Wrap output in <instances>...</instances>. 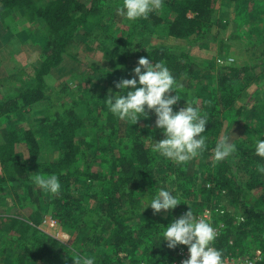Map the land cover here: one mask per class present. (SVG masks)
I'll use <instances>...</instances> for the list:
<instances>
[{"label":"trees","instance_id":"trees-1","mask_svg":"<svg viewBox=\"0 0 264 264\" xmlns=\"http://www.w3.org/2000/svg\"><path fill=\"white\" fill-rule=\"evenodd\" d=\"M234 1L236 13L244 14V24L254 25L256 18L264 25V1L253 3L263 14H247L252 7L243 13L244 1ZM217 2L219 0H163L161 8L149 13L146 19L129 21L118 11L123 0H51L43 7L36 6L34 0H0V22L5 29L13 30L10 24L23 20L30 25L41 23L46 33L34 77L28 85L0 100V123L12 117L27 121L39 106L52 104L51 96L45 93V76L59 68L70 46L86 43L90 36L99 32L100 39L110 40L117 49L123 50V56L109 52L110 58L119 64L126 65L128 60L136 63L141 57L148 58L150 63H163L176 80L175 91L168 93L178 98L173 111L185 105L197 108L208 122L201 135L212 138L199 154L205 158V166L212 169L194 175L191 161L177 164L145 144L146 131L156 120L154 112L147 108L146 116L141 115L135 123L112 114L105 108L104 101L96 103V120L98 111L108 118L101 127L95 124V130L106 135L107 141L106 148L96 150L100 158L96 168L83 161L81 142L90 131L75 112L78 104L71 105L53 119L50 114L46 115L38 125L7 126L6 141L0 143V207L18 208L10 191L21 189L23 199L30 198L23 208L30 209L31 215L28 219L6 214L0 217V246L5 247V253L3 249L0 251V264H74L77 252L91 257L94 264H171L178 248L185 245L169 248L161 238L168 224L177 218L170 223H158L144 214L133 226L126 222L133 220L131 214L124 211L127 205L133 210L134 198H142L151 190V174L161 169L179 182L173 192L175 196L183 191L185 200L181 203L186 206L183 212L191 210L199 216L207 208L224 201L236 208L238 214L212 210V226L221 221L223 228L213 245L223 256L251 258L260 250L262 259L257 264H264V173L257 169L254 174L249 171L264 165V158L255 154L257 138L264 139V118L244 123V126L240 123L245 138L236 142V154L219 162L213 159L217 142L211 135L213 129H218L228 119L225 134L238 122L242 115V107H236L238 100L263 79L264 61L244 66L220 65L215 77L208 79L206 74L210 68H198L185 51L170 50L165 45L140 50L141 46H135L134 42L139 34L150 30L157 38L205 39L206 26ZM246 14L253 19L247 20ZM120 23V33L116 36L112 28ZM112 69L110 74H117L113 66ZM101 74L111 81L110 74ZM91 86L96 88L97 85ZM97 98L99 96L93 92L81 103L91 108L90 101L95 103ZM26 108L30 111L24 112ZM232 112L235 114L231 119ZM50 175H56L61 185L56 194L43 191L35 183L37 176L47 178ZM187 199L192 200L189 206ZM89 204L94 205L95 211L87 208ZM20 210L18 208L16 214L19 215ZM91 212L92 225L87 223ZM46 215L62 229L84 234L76 248L62 252L57 243L40 238L38 225Z\"/></svg>","mask_w":264,"mask_h":264},{"label":"rangeland","instance_id":"rangeland-1","mask_svg":"<svg viewBox=\"0 0 264 264\" xmlns=\"http://www.w3.org/2000/svg\"><path fill=\"white\" fill-rule=\"evenodd\" d=\"M34 1H36V6L43 7L51 0ZM243 1L245 5L241 12H247V9L252 7V11L247 12V14L251 12L258 14L264 13L262 9L256 10L253 5L255 2L260 3L264 0H241V2ZM246 1L249 5H247ZM235 6L236 2L234 0H219V2L216 3L213 14L209 18L210 23L206 26L205 39H199V41H197V38L195 37L182 40L157 38L156 36H153L152 31L150 30L145 31V33L143 32V34H139L135 38V46L139 45L141 46L140 50H147L157 45H165L170 50L185 51L189 55L190 61L198 68L203 70L208 67L210 68L209 72L207 71L208 74H206V78L208 79H213L215 77L217 68L220 66V61L225 62L228 60L233 66L252 65L255 64V62L264 61L263 23H259L255 18L254 25L253 23L250 26L244 24V14L239 12L236 13ZM247 14L245 15V18L247 17V20H252L253 16L248 17ZM122 18L126 17L123 16ZM10 26L13 30L18 31L21 34L24 33L26 36H32L33 41L31 39L24 42L25 44L21 48L24 55L22 64L18 63L17 60L14 59L6 65L0 64V100L13 94L16 90L25 87L26 84L28 85L29 80L31 81V78L34 77L35 68L39 65L38 60L41 58L42 51L46 43L45 29L41 23H34L30 25L26 21L23 22V20H20L19 22L10 24ZM120 29L121 23L113 26L112 32L114 35L119 36ZM109 52L123 56V50L120 48L117 49L110 43V40L104 41L100 39L99 32L90 36L86 43L70 46L67 49V55L64 57L59 68L53 70L49 75L45 76V93L46 95L51 96L53 100L52 104L39 106L33 111V114L29 116L27 121H25V119L19 120V118L16 119L12 117L8 121L1 122L0 143L6 141V130H8L7 126H19V124L20 126L30 124L38 125L40 121L46 117V115L50 114L51 119H53L55 115L61 114L63 111L71 107V105L78 104L79 106L75 108V112L83 120L86 128L90 131L88 132L86 138L83 139V141L86 140L85 145L83 144V141L81 142L85 158L83 161L87 162L93 168H96L97 164H99L97 162L100 161L96 150L101 147L106 148L107 141L105 140L106 135H103L101 132L95 130V127L96 125L101 127L108 121L106 115L102 112L100 113L99 111V116L96 120L97 113H95V108H98L96 103L98 102L99 104H103L102 101H104L105 108L109 109V105L107 103L108 98L113 95H120V93H118L120 90L115 87V83H118L123 79L134 78L133 69L138 64V62L132 63L129 60L126 65L119 64L116 60L114 61L110 58ZM112 66L116 69L117 74H110V71H114ZM101 73L110 74L112 77L111 81L109 82L106 80ZM114 80H116L115 83H113ZM92 84L94 86L97 85L96 88L92 87ZM90 87L93 91H89ZM87 90L89 91V94L86 92ZM93 92H95L99 98L96 99L95 103L90 101V108V105L86 106L81 102H84L85 98L90 96ZM103 94L106 96L102 97ZM237 104L238 105L236 107H242V115L238 122L232 125L231 130L228 133L230 134V141L233 144L241 142V140L245 138L246 133L243 127L245 124L253 120L264 118V76L258 84L251 86L243 94ZM89 108L92 110L91 112ZM28 111H30L28 108L24 110V112ZM93 113L95 115H93ZM234 114V112L231 113V119ZM229 122L230 120L228 119L223 122L221 127L216 130L213 129L211 133V135H213V140L215 139V141L218 142V140L225 135ZM240 123H243V126ZM151 124L153 125L151 128L147 129L144 142L152 147L154 141L163 139V135L159 129L155 128V122ZM204 138L205 146L212 142V138L210 139L208 136H204ZM234 153L236 154V152ZM101 158L104 159V155H101ZM189 161L192 162L191 168L193 170L192 174L194 175L209 172L212 169L210 166H205L206 160L200 155L190 159ZM231 165L234 166L233 170H236L233 162H231ZM256 169L257 168H250L249 171L254 174ZM240 173H242V171H240ZM187 175L189 176V173H187ZM178 184L179 182H176L175 177L168 173L165 169L155 170L153 174H151V190H149L142 198H134V202L132 204L135 205V208L133 210H130L128 205L125 207L124 211L127 210V213L131 214L130 218L134 220L127 219L126 222L135 226L136 223L142 219L141 216L145 214L149 216V220L151 219L158 223H170L174 218L179 219L185 213L189 212L188 210L187 212L182 211L186 210V206L181 203V200H183V202L185 200L183 191L175 195L179 202L175 207L178 211L169 209L167 211L161 210L160 212L154 214L150 207L144 209L146 204L156 196L161 188L172 191L174 195L173 190L177 189ZM128 190L137 193L136 190ZM10 194L11 198L19 205L18 208H21L20 214H16L18 212L17 207H13L10 210L0 207V217L6 214L9 216H19L21 219H28L31 215L29 211L30 209L23 207L25 204H28L30 198L23 199L24 197L22 196L21 189L11 190ZM187 200L189 206L192 200ZM93 204H89L87 208H92L94 206ZM1 206H4V204H1ZM93 208L92 212L95 211ZM212 210H219V212L220 210L223 212L229 210L231 213L238 214L236 208L229 207V204L225 201L209 209L207 208L204 213L199 216H195L194 213L192 211L191 212L197 219L203 218L213 225L214 216L212 215ZM92 212L88 214L87 217V223H90V225H92L94 221ZM219 224L221 225V221H219L216 225ZM38 230L40 231V238L52 240L55 244L57 243L58 249L62 252H68L72 248H76L84 236L83 233L78 235L77 232L74 233L72 231L62 229L56 221L51 219L49 215H46L40 222ZM4 248V246H0V251L2 249V251H4Z\"/></svg>","mask_w":264,"mask_h":264},{"label":"clouds","instance_id":"clouds-1","mask_svg":"<svg viewBox=\"0 0 264 264\" xmlns=\"http://www.w3.org/2000/svg\"><path fill=\"white\" fill-rule=\"evenodd\" d=\"M163 0H123L119 13L129 21L147 18L149 13L161 8ZM134 77L123 79L115 87L120 95L108 98L109 109L120 119H128L135 123L140 116H146V108L156 116L155 128L159 129L163 139L154 141L152 150L177 164L197 157L205 150V126L207 118L201 116L198 109L185 105L178 111H173V105L178 101L175 91L176 80L169 69L160 62L150 63L148 58L141 57L133 69ZM230 134H225L218 140L213 149V159L216 162L230 157L237 151L230 141ZM255 154L264 158V139L257 138ZM257 171L264 173V165H258ZM36 185L51 194L59 192L61 185L56 175L47 178L37 176ZM178 199L172 191L161 188L154 198L146 204L154 214L161 210L174 209ZM217 232L207 220L197 219L191 210L182 217L168 224L161 240L167 242L169 248L185 245L189 257L183 264H223L221 252L213 247ZM160 240V241H161ZM73 258V257H72ZM74 264H94L91 257L75 253Z\"/></svg>","mask_w":264,"mask_h":264},{"label":"crops","instance_id":"crops-1","mask_svg":"<svg viewBox=\"0 0 264 264\" xmlns=\"http://www.w3.org/2000/svg\"><path fill=\"white\" fill-rule=\"evenodd\" d=\"M31 39L33 41L32 36H26L24 33L21 34L20 32L14 31L10 28L5 29L0 22V64L6 65L13 59L22 64L24 55L21 48L24 46V42ZM9 45L11 49L9 48Z\"/></svg>","mask_w":264,"mask_h":264},{"label":"built area","instance_id":"built-area-1","mask_svg":"<svg viewBox=\"0 0 264 264\" xmlns=\"http://www.w3.org/2000/svg\"><path fill=\"white\" fill-rule=\"evenodd\" d=\"M231 61V60H230ZM220 65H226V64H230L229 61H225V62H219ZM52 224L54 225V223L52 222ZM214 229L217 232V237H219L222 234V225H217L214 226ZM229 244H232V241H229ZM213 247H215L214 245H212ZM216 248V247H215ZM189 257V252H188V248L187 246L184 247H180L177 250L176 256L174 258V260L171 262V264H183V262L185 260H187ZM262 259V253L260 250H257L254 254L253 257H246V256H234L232 254H227V255H222V261L223 264H257L258 262H260Z\"/></svg>","mask_w":264,"mask_h":264}]
</instances>
